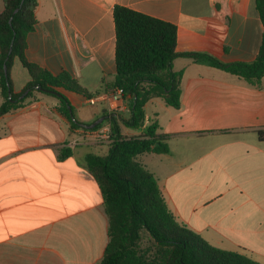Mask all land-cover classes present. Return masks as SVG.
<instances>
[{"label": "crops", "instance_id": "0c3cea01", "mask_svg": "<svg viewBox=\"0 0 264 264\" xmlns=\"http://www.w3.org/2000/svg\"><path fill=\"white\" fill-rule=\"evenodd\" d=\"M114 6L175 25L178 53L250 63L261 45L252 0H37L27 61L54 76L66 72L90 94L106 91L116 72ZM172 68L182 72L179 107L153 98L144 108L169 152L135 160L154 175L179 224L213 247L264 264V77L250 84L188 57H176ZM28 80L25 71L14 91ZM58 91L81 124L116 113ZM48 98L32 92L22 108L0 116V264H99L107 217L84 157L104 156L109 146L84 137L82 126L72 129L59 100ZM120 130L141 133L122 124Z\"/></svg>", "mask_w": 264, "mask_h": 264}, {"label": "trees", "instance_id": "16d2710c", "mask_svg": "<svg viewBox=\"0 0 264 264\" xmlns=\"http://www.w3.org/2000/svg\"><path fill=\"white\" fill-rule=\"evenodd\" d=\"M2 3L0 116L22 108L32 92H38L59 100L58 111L72 129L90 125L76 120L74 108L58 89L87 99L99 93L90 94L66 72L54 76L25 57L27 35L36 24L37 0H2ZM252 5L263 33L259 51L250 63H222L205 52L178 53L175 25L114 6L116 72L112 82L106 85V92L119 88L128 113L127 116L101 114L104 121L93 129L106 122L110 124L108 153L104 156L89 153L84 157L85 170L99 187L107 217V244L99 264H260L243 254L213 247L179 224L154 175L135 160L145 153L169 152L167 136L157 133V123L147 122L144 108L153 98L162 99L169 107H179L182 72L173 71L172 62L176 57H188L196 64L222 70L250 84H258L264 77V0H252ZM15 61L29 79L20 92L14 91L11 78ZM120 124L141 129V133L126 137L121 134ZM258 135L264 139V132ZM67 155V151L63 152L61 159Z\"/></svg>", "mask_w": 264, "mask_h": 264}, {"label": "built area", "instance_id": "2783aa9c", "mask_svg": "<svg viewBox=\"0 0 264 264\" xmlns=\"http://www.w3.org/2000/svg\"><path fill=\"white\" fill-rule=\"evenodd\" d=\"M121 93L122 91L119 88L114 89L113 91H104L87 99V102L91 106L98 103H105L110 112L120 113L127 109L125 102L121 97ZM81 134L97 143L109 144L111 142V126L108 122L102 124L96 129H85ZM77 143L78 140H74L70 142L69 146L75 147Z\"/></svg>", "mask_w": 264, "mask_h": 264}, {"label": "rangeland", "instance_id": "374dc122", "mask_svg": "<svg viewBox=\"0 0 264 264\" xmlns=\"http://www.w3.org/2000/svg\"><path fill=\"white\" fill-rule=\"evenodd\" d=\"M16 65L18 66V71L17 70H15V69H13V71H12V76H11V78H12V82H14L15 84L16 83H19L20 82V77H21V74H23V72H25L24 70H23V68L21 67V65L16 61ZM22 72V73H21ZM51 99H54V98H48V100H51ZM107 148H102V150H101V152L102 151H105ZM92 152H96V153H98L99 152V149H97V148H93L92 150H91Z\"/></svg>", "mask_w": 264, "mask_h": 264}, {"label": "water", "instance_id": "95a60500", "mask_svg": "<svg viewBox=\"0 0 264 264\" xmlns=\"http://www.w3.org/2000/svg\"><path fill=\"white\" fill-rule=\"evenodd\" d=\"M17 10L14 11V13L16 12ZM11 19L9 20V23H10ZM11 51V50H10ZM9 51V53H10ZM4 73L6 74V68H5V65H4ZM104 121V117H100L98 118L97 120H95L94 122H92L90 125H84L83 127L86 128V129H93L95 128L98 124L102 123Z\"/></svg>", "mask_w": 264, "mask_h": 264}]
</instances>
